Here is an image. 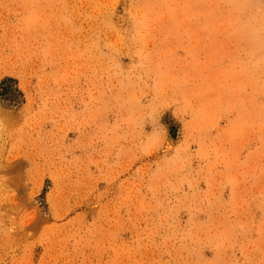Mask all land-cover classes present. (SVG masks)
<instances>
[{
    "label": "rangeland",
    "instance_id": "1",
    "mask_svg": "<svg viewBox=\"0 0 264 264\" xmlns=\"http://www.w3.org/2000/svg\"><path fill=\"white\" fill-rule=\"evenodd\" d=\"M0 264H264V0H0Z\"/></svg>",
    "mask_w": 264,
    "mask_h": 264
}]
</instances>
